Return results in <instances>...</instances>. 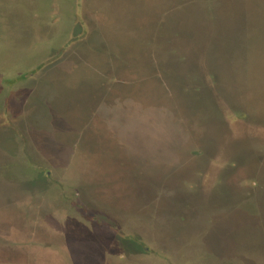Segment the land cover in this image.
Returning a JSON list of instances; mask_svg holds the SVG:
<instances>
[{
  "label": "rangeland",
  "instance_id": "1",
  "mask_svg": "<svg viewBox=\"0 0 264 264\" xmlns=\"http://www.w3.org/2000/svg\"><path fill=\"white\" fill-rule=\"evenodd\" d=\"M169 1L0 0V264H264V182L240 173L236 160L264 161V91L236 98L224 80L212 83L220 64L200 62L201 75L190 77L213 92L209 120L198 123V91L155 80L143 116L138 95L108 101L99 118L116 131L99 145L83 135L95 104L56 106L80 93L73 81L102 56L111 63L99 82L107 93L121 73L161 71ZM70 132L66 142L55 135ZM99 149L100 168L131 164L127 181L139 190L123 206L88 181Z\"/></svg>",
  "mask_w": 264,
  "mask_h": 264
},
{
  "label": "water",
  "instance_id": "2",
  "mask_svg": "<svg viewBox=\"0 0 264 264\" xmlns=\"http://www.w3.org/2000/svg\"><path fill=\"white\" fill-rule=\"evenodd\" d=\"M216 10L219 14L220 21L218 29L214 34V37H218V43H216V49L214 50V60L222 67L220 73L222 81L224 80L225 84L229 85V91L232 90L236 98L243 97V95L260 96L261 92L264 91V0H222ZM169 20L172 26H176L183 31H189L195 37L201 36L203 41L207 40L213 33L200 15L193 12V7L191 5H185L173 11L170 16H167L165 22H169ZM193 62L198 63L194 60ZM244 63H247L249 67V70L245 73L242 69ZM110 64L109 59L106 58V56H102L97 67H94L93 72L90 70L86 78L73 81L74 84L80 86V89L82 88L78 91L80 93H76L72 99L67 98L65 102L61 101L56 104V106L60 103L64 105L68 102V99L70 103L74 100L83 102V99L86 98V101L96 105L98 108L96 119H93L92 122L85 125L84 123L86 122H83L85 126L84 129H86L83 135L85 136L86 134V140L90 144H92L91 142H96L99 145L100 137L98 136H101L102 133L105 134L106 137H110L111 141L116 131L115 129L113 130V126L103 129L102 119L99 118L101 113L108 115V101L112 97L116 94H121L124 99H129V96L138 95L139 99L136 106L139 108L138 114L143 116V113L140 111V108L143 106V97L153 91V86H151V84L156 80L150 79L145 81L142 87L138 88L133 87L134 84H132V81L139 78L141 74L139 70L134 72L131 71L130 74L126 75H122L121 73L119 78L120 83L116 85L118 89H114L111 93H107L104 86H101L99 82L109 70ZM247 78L251 84L245 81ZM76 89L78 90V88ZM82 90L85 91V94H88L89 97L83 96L81 94ZM88 91L93 94L88 93ZM76 95L81 96V99H77ZM82 97L85 98L82 99ZM100 100L102 102L101 104L98 102ZM124 105L129 108L126 101H124ZM125 115V124L130 125L128 113H125ZM111 119H114V117ZM70 133V135L62 133H57L55 135L60 137L61 142H66L70 137L73 138L75 136L74 132ZM46 135H48V133H46ZM49 135L54 136V132ZM103 144L106 152L103 154L102 159L107 161L114 151L111 146L108 149V140H106V142L104 141ZM96 153H99L96 155V162H94L95 166L93 168V171L95 169L96 172L94 177L88 178V181L96 187V190L103 192L102 195H106L105 197L111 192L116 196L115 201H118V203H115L113 200L112 202L123 206L125 201L130 198V191H133V194H135L136 191L139 190V186L134 188L133 186L135 184L132 182L129 186L127 181L131 180V178L128 177V173L125 172V169L130 168V165H122L121 162L116 161L114 168H111L109 167L110 163L104 162L106 163L105 166L109 165V170H105L103 167L100 168L101 165L99 164L101 155L100 149ZM99 183L109 186L110 190H102Z\"/></svg>",
  "mask_w": 264,
  "mask_h": 264
},
{
  "label": "trees",
  "instance_id": "3",
  "mask_svg": "<svg viewBox=\"0 0 264 264\" xmlns=\"http://www.w3.org/2000/svg\"><path fill=\"white\" fill-rule=\"evenodd\" d=\"M211 1H213L217 6L222 2V0L169 1V5H167V8H165V14L167 16H170L173 11L184 7L185 5H191L193 7V12L200 15L204 22L211 28L213 33L207 40L203 41L201 36L195 37L189 31H183L176 26H172L170 20L169 22H163V24L161 23V35H164V39L167 40L168 44V64L164 66L162 65L163 67L160 66L161 68H163L161 69V71L158 70L159 66L155 65L154 67L156 68V70L152 72L148 71L146 74L147 76L145 75L144 77L136 78L132 81V84H134L133 87L140 88L145 81H148L150 79H156L160 81H165L166 79H168L170 84L179 85V87H181V89L183 90L188 89L198 91L199 95L201 96L200 99L203 103V109L201 111L197 110L198 123L199 121H201V119L199 118L202 117L203 114L206 116L204 120L202 118L204 122L206 118H208L209 120L210 115L215 113L216 111L211 98V96H213V92H209L204 88L202 77L200 79L190 77L201 75L199 72V67L201 66L200 62H203L205 63V65L209 66H213L216 63V61L214 60V50L216 49V43H218V37H214V34L218 29L220 17L216 12L217 7L214 5V3H211ZM165 28H169V30H165ZM182 45H187L188 50H186V48H181ZM194 56H197V58L199 59V65H197L198 63L193 62ZM212 72L213 73L210 75L211 78H214L212 83H222V85H224L220 73L216 71V68L212 70ZM102 83L101 85L106 86V80L102 81ZM115 89H118V87L116 86ZM191 112L194 113V111ZM199 112H201L202 114H199ZM197 127L198 133L200 129L199 124ZM197 135L199 141L196 144L200 143V135ZM195 148L200 149L202 148V146H194V148L192 149Z\"/></svg>",
  "mask_w": 264,
  "mask_h": 264
},
{
  "label": "flooded vegetation",
  "instance_id": "4",
  "mask_svg": "<svg viewBox=\"0 0 264 264\" xmlns=\"http://www.w3.org/2000/svg\"><path fill=\"white\" fill-rule=\"evenodd\" d=\"M237 165H239V172L242 173V174H247V175H251V176H255L256 179L262 181V183L264 182V161H257V160H253V159H247V157H245V155L243 156V158H240L237 157ZM122 165H131L130 163H128L127 161L126 162H121ZM233 165V164H231ZM258 177V178H257ZM256 181V180H255ZM254 181V182H255ZM248 188V187H247ZM254 187H250V191H252ZM260 196L262 195V193L259 194ZM259 196V197H260ZM262 199H264V196L262 197ZM262 199H260L262 201ZM127 200H130V198H128ZM132 200V199H131ZM130 200V201H131ZM115 207H119L120 205L119 204H115ZM165 205H168L167 202H165ZM264 239L262 238V241ZM258 244H261V240L258 239ZM227 244V243H226ZM85 254V253H83ZM124 254V253H123ZM122 254V255H123ZM125 255V254H124ZM75 260H78V258H75Z\"/></svg>",
  "mask_w": 264,
  "mask_h": 264
}]
</instances>
